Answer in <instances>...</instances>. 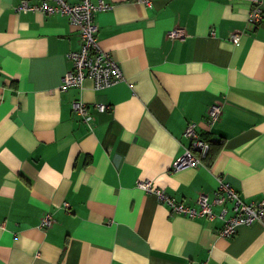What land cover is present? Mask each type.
<instances>
[{
  "label": "crops",
  "instance_id": "crops-1",
  "mask_svg": "<svg viewBox=\"0 0 264 264\" xmlns=\"http://www.w3.org/2000/svg\"><path fill=\"white\" fill-rule=\"evenodd\" d=\"M20 1L0 0V264H264L261 222L223 237L219 218L170 212L135 185L149 179L195 205L221 176L244 200L264 197V18L247 29L251 3L103 0L111 6L94 15L97 41L124 79L61 90L77 26L16 11ZM174 26L187 36L167 37ZM235 31L239 44L229 40ZM214 102L221 113L207 130ZM189 122L216 143L212 158L173 169ZM47 211L54 221L41 227Z\"/></svg>",
  "mask_w": 264,
  "mask_h": 264
},
{
  "label": "built area",
  "instance_id": "built-area-1",
  "mask_svg": "<svg viewBox=\"0 0 264 264\" xmlns=\"http://www.w3.org/2000/svg\"><path fill=\"white\" fill-rule=\"evenodd\" d=\"M149 5V0H136ZM251 5L246 14V26L248 30L254 28L264 18L263 0H248ZM111 4L98 0H40L37 3H30L28 0H21L15 10L20 12L38 11L42 14H61L77 26L80 36V47L71 50L67 57L72 65L67 69L61 79L59 89L64 90L69 86H81L83 79L89 78L92 87L100 89L108 87L124 79V74L120 63L114 55L103 49L97 41V24L94 15L100 9L110 7ZM243 31L230 33L229 40L234 44H239L243 38ZM169 38L182 39L187 36L186 31L181 26H174L166 32ZM96 108L100 111L108 109L109 105L97 103ZM72 110L84 121L90 120L87 104L75 99L72 102ZM221 113V103H211L206 111L203 123L209 130L218 119ZM183 135L189 140L188 146L183 147L181 152L175 157L173 169H181L188 166H195L202 161V157L207 153L209 141L201 137L196 130V123L189 122L183 129ZM217 187L211 197L205 193H199L195 200V205L186 204L177 200L174 196L166 193L163 189L153 185L149 179L138 178L135 185L145 192L155 194L158 201L165 203L170 212L183 213L189 217L205 216L209 219L214 217L222 221L219 229L220 236L229 237L235 233L239 224H250L259 221L264 225V197L260 199L244 200L232 185L217 176ZM66 202L64 206H66ZM218 210L214 211L213 207ZM54 218L50 212H45L39 222V226H50ZM199 264H207L202 261Z\"/></svg>",
  "mask_w": 264,
  "mask_h": 264
},
{
  "label": "trees",
  "instance_id": "trees-1",
  "mask_svg": "<svg viewBox=\"0 0 264 264\" xmlns=\"http://www.w3.org/2000/svg\"><path fill=\"white\" fill-rule=\"evenodd\" d=\"M214 144H216V143H210L209 144V148H208V151H207V153L204 155V157H202V160L203 161H210V159L212 158L211 156H212V154H213V149H214V146H212V145H214ZM213 147V148H212ZM211 157V158H210Z\"/></svg>",
  "mask_w": 264,
  "mask_h": 264
}]
</instances>
